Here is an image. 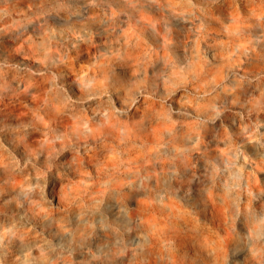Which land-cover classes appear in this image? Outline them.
Masks as SVG:
<instances>
[{"label":"clouds","instance_id":"obj_1","mask_svg":"<svg viewBox=\"0 0 264 264\" xmlns=\"http://www.w3.org/2000/svg\"><path fill=\"white\" fill-rule=\"evenodd\" d=\"M76 2L78 7L73 10L67 0H27L28 7L19 13L22 19H12V13L16 11L8 7L12 0H0V22L5 18L11 20L6 28H0V81H2L0 101H3L6 95L14 97L32 89L37 96L35 106L44 111V115L38 119L44 121L45 116L49 119V124L45 125L42 145L54 143L49 139L47 131L51 124L54 123L59 129L69 114L72 120L71 126L55 136V140L62 146L59 149H52L47 170L44 172L37 170L34 183L26 176L24 183L20 185L19 193L13 195L6 203L11 204L15 201L17 207L22 208L21 200L35 203L34 196L38 195L41 201L47 200L48 203L54 204L56 195L51 181L44 184L41 181H44L55 167L53 160L61 159L67 150H71L74 153L72 162L61 165L55 179L57 182L68 180L67 187L71 191V185L76 179L74 166L76 158H79L80 167L87 169L86 178L92 187H105L107 184L105 176L111 181L108 184L109 188L120 182L118 188L112 189V196L116 202V213L122 214L127 221L125 231L136 240L134 255L137 251L144 252L145 247L151 242L148 238L151 233L146 234L142 230L144 216L148 211L158 213L169 226V230L163 233L166 243L161 254L156 257L155 264H167L171 260V252H175L177 248L181 252L187 250L191 243L187 240L188 225L174 224L172 214L175 203L183 202L192 209V214L198 215L203 223L213 226L216 231L222 232L225 227L229 229L232 234V245L235 242L237 247L231 256L224 258L226 264H229L230 260L233 264H264V184L259 181L253 182L257 170L264 172V122L261 121L259 112L254 121L251 110L247 114L244 112L234 114L242 122L239 134L242 139H239L235 133L229 131L228 125H224L223 137L218 136L217 121L230 109L227 107V100L223 105H218L215 100L216 88L211 89V100L201 103L200 110L189 111L183 104L180 109H174L170 101L175 91L182 89L187 92L186 85L200 83L204 70L197 69L191 61L186 67L181 68L184 75L178 85H172V91L167 90L170 78L163 76L162 82L165 85L163 94L159 88L160 78L145 79L141 73L137 77L139 82L133 87H128L119 78L115 66H112L109 79V75L101 72V68L106 66L102 65L101 61L123 57L120 48L116 47L119 43V34L113 37L111 33L116 30L113 28L110 32L105 21H113L122 15L126 17L130 12H138L141 0H76ZM221 2L222 0H211L212 4ZM144 3L167 6L162 4L161 0H144ZM178 3L186 5L189 11L195 9L192 16L200 21L201 27H204L203 17L206 16V8L198 7L193 0H178ZM231 7L230 25L223 28L228 38L230 40L234 38V41L244 39L246 30L243 25L251 23L260 28L255 37L256 44L264 42V27H261L264 25V0H231ZM97 9L99 11H96ZM65 12L67 18L61 16V13ZM90 12L94 14L90 15ZM196 12L200 15L197 16ZM25 26H33V31L28 33ZM152 27L155 29V24ZM170 31L171 29L165 26V32ZM94 36L103 41L99 48H105L106 51L101 52L98 48L96 56L89 53L88 64L75 68L74 62H77L80 55V43L92 45ZM247 43L252 44V41L249 40ZM13 45L18 47L14 48ZM28 45H31L30 51L27 50ZM235 47L239 51L240 45L235 44ZM72 50H76V55H70ZM253 51L255 48L246 47L241 54L249 56ZM12 53H18L22 59H16ZM204 59L211 64L215 58L208 60L205 56ZM33 60L36 61L35 64L31 63ZM69 65L73 67L69 69ZM65 69H69L74 78H71L69 71ZM154 71L158 69L154 68ZM21 74L25 80L32 83H28L27 87L12 88L8 77L15 81ZM245 79V76L238 77V81ZM207 83L215 84V80H205V84ZM238 86L239 83L227 89V92L235 93ZM203 87L204 85H201L196 88L192 93L194 98L198 96L203 101L209 97L208 91L201 94ZM114 97L120 98V107H117ZM139 98L152 102L153 107L144 108ZM231 103L239 102L233 99ZM164 105L166 107H163ZM260 111L264 112V109ZM184 121H190L197 128L203 129L210 137L207 144L199 132H196L186 136L183 139L184 146L178 147L182 141L177 133L183 130ZM156 125L161 126V129L154 133L153 127ZM8 128V125L0 127V132ZM28 130L40 131L23 123L11 128L14 134L20 132L26 134ZM154 135L175 137L176 142L158 144L149 154L147 146L152 143ZM2 147L3 141L0 140V148ZM162 150L167 164L164 170L153 175V169H161L156 154ZM135 151H141L143 158L150 159V165L137 166V162L130 159ZM188 157H191V163ZM12 166L15 169H28L29 166L36 168L31 158L21 164L19 159L13 157ZM225 176L228 179L222 180ZM211 188H215L217 193L224 191V196L218 197L221 205L226 204V218L222 222H218L210 214L209 205L205 200L207 191ZM121 192L128 193L123 204L115 199ZM138 200H144L148 208L139 205ZM106 201L103 202V206ZM101 208L94 209V213L100 212ZM108 211L111 212V208ZM99 223L101 230L106 229L107 215ZM91 227L95 229L96 224H92ZM114 231L119 233L120 228L117 227ZM16 235L15 223L0 233V264H5L3 257L7 255V242ZM156 243L159 245L158 240ZM122 244L123 240H119L118 246ZM41 251L43 252V249ZM88 252L95 262L110 259L109 254L103 250L93 252L88 248ZM31 254L32 249L29 248L24 260L21 261V257L17 256L16 262L35 264L36 258L31 257ZM119 257L126 259L127 256L121 252ZM149 259L151 254L146 253L145 264H148ZM209 259V256L201 254L196 264H204Z\"/></svg>","mask_w":264,"mask_h":264},{"label":"rangeland","instance_id":"obj_2","mask_svg":"<svg viewBox=\"0 0 264 264\" xmlns=\"http://www.w3.org/2000/svg\"><path fill=\"white\" fill-rule=\"evenodd\" d=\"M67 3L73 10L78 7L76 0H67ZM161 3L167 4V6L160 7L156 4L144 3V0H141V7L138 12H130L126 17L123 15L118 17L116 19V25H111V21L105 23L110 32L111 29L115 28L116 31L111 33L113 37H116L117 34H119V43L116 47L120 48L121 56L124 58V61L122 60L123 58L119 59L115 57L111 60H102V65L106 66L101 68V72L109 75L110 68L115 66L119 78L128 87H133L139 82L137 77L141 73L145 79L160 78L161 83L159 88L160 92L163 94L165 92V85L162 82L163 76L166 75L170 78V84L167 90L172 91V85H178L184 75V73L181 72V68L186 67L189 64V61H194L193 64L196 65L197 69L202 68L204 70L203 73H201L200 83L191 86L186 85L185 87L188 89L187 92L182 89H177L170 101L173 108L180 109L183 104L189 108V111H198L200 110L201 103L211 100V89L216 88V102L218 105H223L225 100H227V107L230 109V111H225L217 121L216 127L219 129L218 136L223 137L224 125H228L229 131L235 133L237 138L242 139L239 135L242 122L239 117L234 114L239 112L247 114L251 110L252 121H254L259 112L260 119L264 122V112L260 111L261 109H264V89L251 87L247 84H245L246 89L240 86V84L236 88L235 93H228L227 89L236 86L234 85L235 82H240L238 81L239 76H245L246 79L253 80H257L256 78L259 77L263 79L264 84V68L256 70L253 73H244L241 68L242 64L244 65L246 62L252 61V57L255 56L258 58L261 65H264V43L256 44V35L252 36V44H248L246 39L234 41L233 38V40H230L227 34L223 31L225 26L230 25V13H220L216 11L209 0H193V3L198 7L206 8V16L203 17L204 27H201L200 21L192 16V12H194L195 9L189 11L187 6L178 3V0H161ZM8 7L16 9V11L12 13V19H22L19 13L28 7V3L27 0H12L11 5ZM63 15L67 18L66 12L61 13V16ZM196 15L199 16V12H196ZM181 16H183L184 19ZM10 23L11 20L5 18L3 22H0V28H6ZM153 24H155V29L152 27ZM165 26L169 27L171 31L166 33ZM252 26H254V24L251 23L243 25L246 31ZM25 27H27L28 33L33 31V26ZM53 27H56V25H53ZM61 27H63V25H61ZM232 27H235V25H232ZM124 29L129 32V38L125 36ZM13 31H17V29H13ZM259 31L260 28H258V32ZM200 38H206V40L202 41L199 45L198 39ZM105 39H107V37ZM101 43H103V41H101L99 37L94 36L93 44L90 47H83L80 49V55L77 58V62H74V67L81 68L88 64L90 62L89 53H91V56H96L97 49ZM235 44H239L240 47L245 45V48H255V51L251 52L249 56H244L241 54L244 49L243 51H237ZM13 47H18V45H13ZM216 47L217 49H214ZM30 49L31 45H28L27 50L30 51ZM99 51L103 52L106 51V49L99 48ZM12 55L16 59H22L18 53H12ZM70 55H76V50H72ZM205 56L208 57V60H213L214 57L215 59L213 60V63L208 64L204 59ZM134 59L137 60L134 61ZM31 63L35 64L36 61L33 60ZM237 64L239 67H236ZM72 67L73 65H69V69ZM154 68L158 69V71H154ZM69 69H65V71H69ZM220 70H223V72L220 81H217L216 73ZM69 76L74 78L71 71H69ZM109 79H111L110 75ZM212 79L215 80V84H205V80ZM8 80L10 86L16 89L27 87L28 83H32V81L25 80L22 74L21 77L15 81L11 80V77H8ZM245 80L242 82H245ZM0 83H2V81H0ZM201 85H204V87L201 88V94L204 91L210 93L209 97L204 98L203 101H201L198 96L194 98L192 95L196 88L201 87ZM220 89H224V91H220ZM73 92L75 93L74 89ZM115 99L117 107H120V98ZM139 99L144 108L151 109L153 107L152 102H146L143 98ZM233 99H236L239 103L232 104L231 101ZM36 101L37 96L32 92V89H29L27 93H19L14 97L6 95L4 100L0 101V127H4L5 125L9 126L7 130L0 132V140L3 141V147L0 148V193H3V195H0V233L9 227H12L14 223L17 230V235L7 242V255L3 257L5 264H19V262H16V257L20 256L21 261H23L24 255L29 248L32 249L31 257L36 258L35 264L93 263L94 261L89 259L87 255H79L75 252V249L82 243L89 245L91 248L101 246L109 247L112 245L114 233L110 229H108L110 231L101 229L97 230L96 228L94 229L91 227V225L94 224L92 218L100 214L103 218L105 215H107V219L111 217V224L117 228V221L113 220L111 212L108 211L110 202L114 201L112 190L99 193L95 191L98 186L86 187L84 179L79 180V182L75 179V182L71 185V191H69L67 187L69 183L68 180L57 182L55 179L58 176L60 166L64 163L59 160H54L53 163L55 164V167L48 173L45 180L41 181L42 184L49 180L51 181L53 191L55 190L56 195L54 204L48 203L47 200L41 201L38 195L34 196L35 203L21 200L23 205L22 208L17 207L15 201L11 204L6 203V201L10 200L13 195L19 193L20 185L24 183V178L26 176L30 178V182L34 183L37 170L40 172L47 170L48 163L44 164L38 160L37 157L41 156V154L37 149L33 148L40 145L44 138L43 133L46 130L45 125L49 124L47 116H45L44 121L38 119L39 116L44 115V111L35 106ZM25 105H27V107ZM163 107H166V105ZM233 121H235V123H233ZM21 123L29 124L32 128L39 129L40 131L36 132L28 130L26 134L25 132L14 134L11 131V128H15ZM64 124L69 127L72 125V120L70 119L69 122H65ZM160 129L161 126L156 125L153 127V132L157 133ZM47 131L49 132V139L54 141V143L51 144V149H59L62 145L59 141L55 140V136L59 135V132L65 130L63 127L58 129L53 123ZM196 132H199V134L205 139V144H207L208 139H210V137L207 136V133L203 129L197 128L192 122L184 121L183 130L177 133V136L181 138L182 143L177 146H184L183 139ZM26 141H30L31 144L29 148L32 147L33 149L24 147V142ZM175 142V137L168 138L154 135L152 143L147 146V152L151 154L158 144H173ZM217 143H220L219 139L217 140ZM66 152L68 153L69 151L67 150ZM136 156L140 159L137 162V166L140 164L150 165V159L143 158V153L141 151H135L131 157ZM13 157L19 159L21 164H23L25 160L31 158L36 165V168L33 169L29 166L28 169H15L12 166ZM156 157L161 164V169H153V175L158 171L164 170L165 165L167 164V159L164 156L163 150L157 153ZM188 160L191 163V157H188ZM84 169L85 171L83 172V175L86 178L87 169ZM104 179L105 181L109 180L107 176H105ZM227 179L228 177L226 176L222 178V180ZM222 180L220 183H222ZM81 181H83V183H81ZM257 181L264 184V172L257 170V175L253 178V182L255 183ZM87 183L90 184L88 180ZM121 193L118 196L116 195L115 199H119V201L123 203L126 200L128 193L123 192L124 197L120 196ZM211 193L215 196L214 200H211L210 198ZM229 194L231 193L229 192ZM223 196V190L220 193H217L215 188H211L210 191H207L205 197V200L209 205L210 214L213 215L218 222H222L226 218V204L221 205L218 200V197ZM105 200L107 201L103 206ZM142 201L144 200H138V202ZM174 207L177 211H182L180 214H184L195 220H189L191 224L199 223L205 228L215 229L213 226L203 223L198 215L192 214V209L183 202H176ZM96 208H101V211L94 213V209ZM220 215L223 216L222 221L219 220ZM176 216L177 215H173V218ZM49 217H56L58 220L56 223L49 224V222L45 221ZM81 217L83 218L81 219ZM240 222H243V217H241ZM65 229H68V231H65ZM144 230L145 229H143V232L145 233L148 231ZM168 230L169 227H167L164 233ZM64 232L68 235L62 237ZM217 233L219 239L223 243V249H226L228 255L231 256L237 247L235 242H233L232 245L231 232L225 227L222 232L217 231ZM22 234H27V236L30 237L29 240L39 236L41 238V241L38 242L41 243L40 247L32 244L25 250H18L17 245ZM76 235L80 236V243H76ZM117 235L125 239L128 236V233L125 230L120 229V232L117 233ZM148 238L152 245H157V240L161 246H164L166 243L163 235L160 237L155 236L154 238H150L149 236ZM41 249H43V252ZM186 251L194 256V258H190V263L188 262L187 264H196L197 258L201 254L209 256L205 250L197 252L191 244L188 245ZM178 252H180L179 248H177L175 253ZM196 253H199V255ZM9 257L11 259H9ZM31 257L29 258V262H31ZM155 260L156 257L150 264H155ZM167 264L171 263L167 262ZM229 264H233V262L230 260Z\"/></svg>","mask_w":264,"mask_h":264},{"label":"bare ground","instance_id":"obj_3","mask_svg":"<svg viewBox=\"0 0 264 264\" xmlns=\"http://www.w3.org/2000/svg\"><path fill=\"white\" fill-rule=\"evenodd\" d=\"M209 2H211V0H209ZM213 8L220 13H230L232 11L231 0H222V2L220 4H213ZM96 11H98V9ZM91 14H94V13L90 12V15ZM236 15L238 16V13ZM181 17L184 19L183 16H181ZM106 22L107 21H105V23ZM116 22H117L116 19L111 21V23H112L111 25H116L115 24ZM97 23H99V19L97 20ZM227 26H229V25H227ZM261 27H264V25H262ZM257 34H258V28L254 25L246 31L244 39H246L247 41H249V40L253 41L252 36H255ZM125 36L127 38H129V32H127L126 30H125ZM204 40H206V38L198 39L199 45ZM229 42H230V40H229ZM90 46L91 45H89V44L86 45L85 43H82L79 45V49H81L83 47L88 48ZM214 49H217V47ZM243 49H245V45L240 47L239 50L243 51ZM253 54H256V53H253ZM252 58H253L252 61L246 62L244 65L243 64L241 65L242 66L241 68H242L244 73H253L256 70L264 68V65H261V63L259 62V60L256 56L252 57ZM122 60L124 61V58ZM135 60H137V59H134V61ZM192 63H194V61H192ZM222 72H223V70H220L216 73V80L217 81H220ZM104 75H107V74H104ZM249 81H251V82H249ZM237 83H239V85L241 84L240 86H242L245 89H246L245 84H247L251 87L264 89V84H263L262 78H259L257 80L246 79L245 82H242V81L235 82L234 85H237ZM70 119H71V115L69 114V116L66 117V120H67L66 122H69ZM61 127H63L64 130H66L68 128L66 126V124H63ZM59 134H60V132H59ZM24 144H25L24 145L25 148H29L31 143H30V141H28V142L26 141V142H24ZM51 147H52L51 145H47V144L42 145V143H40V145H38V147H33V148L37 149V151L41 154V156L37 157V159L40 160L41 162H43L44 164L48 163L49 162V154L52 152ZM33 148L30 147L29 149H33ZM68 151H69L68 153L67 152L64 153V155L61 159H54V160H59L60 162H63V163H71L72 159L74 157V153H72L71 150H68ZM130 159L132 161H135V162H138L140 160L138 156L130 157ZM84 171H85V169L83 167H80L79 158H76V164L74 166V173L77 175L76 179L78 182H79V180L84 179L85 186L90 187L91 185L89 183H87V180H86L85 176L83 175ZM110 183H111V181L108 180L105 187H99L98 186L95 191L102 193V192H106L107 190H112L113 188H118L120 182H118L116 185H112V187L109 188L108 184H110ZM120 196L124 197V193L122 192ZM210 198H211V200H214L215 196L211 193ZM116 201L118 203L123 204L121 201H119V199H117ZM137 203L145 209H147L146 207H148V205L145 201L137 202ZM109 208H111V215L113 216L112 217L113 220L117 221V225H118L117 227L125 230L124 226L126 225L127 221L123 217L122 214L116 213V211H115L116 202L115 201L110 202ZM181 212H182L181 210L177 211L174 206L172 207V214L177 215L175 218H173V223L176 225H183V224L188 225L189 235L187 236V240H189L191 242L190 244L192 245V247L194 249H196L197 252L205 250L209 254L210 259L205 261L204 264H226V261L224 258L226 256H228V252L226 249H223V243L219 239V235H218L217 231L215 229L205 228L204 226H201L199 223L191 224V222L189 220H193V219L191 217L185 216L184 214H180ZM222 218H223V216L220 215L219 220L222 221ZM92 219H93V222L96 224V229L97 230L101 229L99 222L101 219H104L103 216L99 214V215L93 217ZM57 220L58 219L56 217H49L45 221L49 222V224H53V223H56ZM144 221L145 222H144V225L142 226V230L143 229L148 230L151 233L150 238H154L155 236H158V237L162 236L163 233L165 232V230L167 229V227H169L168 224L156 212L148 211L147 214L144 216ZM193 221H195V220H193ZM111 222L112 221H111V217H110L109 219H107L108 227L106 229H104V230L110 229L114 233V240H113V243L111 246H109V247L108 246L107 247L101 246V247H97V248H91L89 245L82 243V244H79L75 249L76 253H78L79 255L85 254L88 256L89 259H91V257L89 255L88 248H91L93 252L103 250L109 254L110 259L101 260L99 262L94 261L93 263L88 262L86 264H145L146 253L151 254V259L148 260V264H150L151 261H153L155 257H157L158 255L161 254V252L163 250V246L152 245L151 243H149L145 247L144 252L137 251V253L134 255L133 250L136 247V245H135L136 240L133 238V236H129V235L125 239L122 238L121 236H118L117 232L114 231L116 229V227H114L111 224ZM110 230H108V231H110ZM148 231L146 233H149ZM67 235L68 234L66 232H64L62 237L67 236ZM29 239H30V237L27 236V234H22V237L18 241V245H17L18 250H21V251L25 250L26 248L30 247L32 244H34L35 246H37V245L40 246L41 243H38V242L41 241V238L39 236L37 238L34 237L31 240H29ZM75 239L77 240L76 243H80L81 238L79 235H76ZM119 240H123V244L118 246ZM121 252H123L124 255L127 256L126 259L119 257V254ZM170 252H171V250H170ZM196 254L199 255V253H196ZM190 258L192 259V258H194V256L190 255L187 251H184V252L180 251L178 253L171 252V260L169 262L171 264H187L188 262L190 263V260H191Z\"/></svg>","mask_w":264,"mask_h":264}]
</instances>
